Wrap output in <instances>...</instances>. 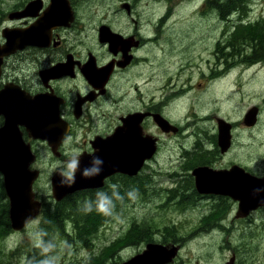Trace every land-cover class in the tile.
Here are the masks:
<instances>
[{
  "label": "flooded vegetation",
  "instance_id": "flooded-vegetation-1",
  "mask_svg": "<svg viewBox=\"0 0 264 264\" xmlns=\"http://www.w3.org/2000/svg\"><path fill=\"white\" fill-rule=\"evenodd\" d=\"M31 1L0 0V129L21 135L29 146V159L33 157L28 168L38 171L31 187L36 215L19 231L9 225L7 235L27 230L26 237L33 242L39 239L53 246L63 240L78 246V226L105 220L102 212L109 217L111 193L127 199L113 201L118 214L123 204H152V197L162 199L165 194L156 209L200 210L191 235L217 229L229 234L223 240L243 262L241 246L247 234L241 232L243 238L233 243L230 232L239 221L246 223H239L240 228L264 225V205L245 218L236 217L238 201L228 195L199 193L194 171L237 165L242 170L235 177L243 172L236 180L240 184L247 174L252 180L264 175V157L252 158L240 149L245 138L254 141L264 121V87L249 88L252 80L264 81V62L246 60L250 48L233 60L232 45L226 41L239 22L264 17V13L254 14L255 0L250 2L252 10L240 19L234 10L220 18L208 0H35L34 7L26 8ZM207 21L214 34L203 46L195 28H204ZM168 63L171 69L166 68ZM155 64L158 72L151 76L155 70L150 65ZM249 112L254 115L247 118ZM27 129H55L54 138L50 142L33 138ZM247 130L252 136L245 137ZM223 131L229 135L227 147L219 144ZM14 140L7 142L14 144ZM234 151L242 158H233ZM119 160L125 173H103L100 184L66 191L60 200L53 197V175L59 173L57 178L71 183L80 172L89 182L97 164L105 171L102 163ZM73 163L75 167H70ZM0 181L3 223L8 198L1 172ZM170 192L188 205L169 203ZM219 197L226 199L229 212L210 226L203 218ZM64 208V217L55 211ZM134 208L124 220L126 224L128 219L139 221L133 228L140 231L139 244L184 246L189 236L180 233L181 219L159 228L147 223L146 215L139 217L147 211L141 203ZM67 221L72 234L65 231ZM156 233L161 234L159 239Z\"/></svg>",
  "mask_w": 264,
  "mask_h": 264
},
{
  "label": "water",
  "instance_id": "water-1",
  "mask_svg": "<svg viewBox=\"0 0 264 264\" xmlns=\"http://www.w3.org/2000/svg\"><path fill=\"white\" fill-rule=\"evenodd\" d=\"M34 5L35 0L29 2L26 8H32L34 7ZM251 115H254V112H249L246 117L250 118ZM29 117H31V115H29ZM35 125H37V123H35ZM12 130L13 129H0V143H2L3 140L6 141L5 145H2L0 147V172L3 177L4 189L9 202V219L11 227L14 230H20L28 220L33 219L37 212L36 205H34L35 209H32L31 205L34 201V194L31 191V187L33 181L38 177V171L30 170L28 168L30 162L33 160V157L29 159V146L23 142L20 134L12 136ZM53 130L54 131L51 132L50 129H27V132L33 138H42L45 140H49L50 142L54 138L53 132H55V129ZM223 132L224 134H222V136L220 134L219 144H221L222 146L225 145L227 147L229 144V135L228 133L226 134V131ZM11 138H15L14 144L7 142ZM152 152L153 149L147 156H150ZM111 161H109L110 163H102V165L107 168L105 171H100L99 164H97L98 170L95 174H93L92 177H90L89 182H85V179L82 175H80V172H76L77 174H74L71 183H66V181L64 182L65 179L62 177L57 178L58 175H60L59 173L53 175V178L51 180L53 197L56 200H60L69 191H73L82 187H92L95 184H100V180L104 176H108L115 171H121L125 173V170L123 169V160H119L114 163H112ZM129 164L132 163L129 161ZM139 166L140 164L136 169H138ZM128 167L131 168L132 166ZM238 170H242V168L237 165H233L230 169L214 170L211 168L209 169L208 167H198V169L194 171L196 176V187L199 193L205 192L228 195L233 200L238 201V210L236 213V217L245 216L250 210L264 205V175L261 178H255L257 180H252L250 178L251 176L246 173L247 175L245 176V178H243V182L240 184L239 181L236 182V180L241 177L240 175H243V172L240 175L237 174V177H235V173ZM101 174H103L104 176H101ZM206 179L211 180L207 181ZM178 248V245L171 246L165 244L147 243L141 252L136 253L126 261L115 264H167L171 262L177 255ZM234 258L235 256L231 255L229 260H227L223 264H234Z\"/></svg>",
  "mask_w": 264,
  "mask_h": 264
},
{
  "label": "rangeland",
  "instance_id": "rangeland-1",
  "mask_svg": "<svg viewBox=\"0 0 264 264\" xmlns=\"http://www.w3.org/2000/svg\"><path fill=\"white\" fill-rule=\"evenodd\" d=\"M7 3H12V0H6ZM262 2V3H261ZM257 4L253 9L254 14L264 13V2L263 0H255L254 4ZM262 4V5H259ZM214 17H216V12L214 11ZM195 36L198 38L199 41L204 44H208L209 36H213L214 31H211L210 22H206V26L202 28L198 25L195 28ZM201 43H199L200 45ZM182 45V44H181ZM152 48H155L152 47ZM155 65H150L151 76L154 73H157ZM166 68L171 69V65L165 64ZM170 71V70H169ZM166 72V69H165ZM156 79V77H155ZM264 87V81L252 80L250 83L249 88L256 89ZM192 99L194 100V96L191 94ZM245 137L252 136V133L247 130L244 132ZM240 149L242 151L250 153V157L252 158H259L264 157V121H262L260 128L258 129V134L256 135L254 141L247 140L246 138L243 140ZM238 151L232 152L233 158H242ZM168 178H163V181H167ZM165 197L163 195L162 199H156L152 197L153 202L152 204H147L145 201H138V203H133V205L123 204L120 207L119 214L117 212L112 213L111 216L113 220L107 223L104 226L103 237L100 240H95L97 246L102 244L108 243L112 239H117L120 232L125 231V229L130 224V220L126 224L124 217H127L134 211V205L139 207V203H141L142 207H144L147 211H144L143 214L138 213L139 217H144L146 215V219H148L147 223H151L156 227L162 228L164 225H169L172 222H177L181 219V223L177 225L179 226V230L181 235L189 238L184 242V246L178 251L177 255L175 256L174 260L181 259L183 263L186 264H223L227 260H229L230 256L232 255L228 246H226V242L223 240L224 237L229 236L225 233H222L219 229L211 231L209 234H202L196 233L191 235L192 229L195 227L196 222L200 219L201 211L194 209L193 211L184 212L180 209H166L164 211L156 209ZM151 202V201H148ZM242 216L243 218L247 217ZM262 216V215H261ZM256 223H259L258 219L255 218L254 220ZM228 222V221H227ZM101 225V221L99 222ZM241 224L242 222L239 221ZM238 222H235L236 227L233 231L230 232L231 237H229V241L235 243L239 240V238H243L239 235L241 232L247 234V242L241 248L243 249V262L241 261L240 255H235L234 264H264V225L261 224L256 228H240ZM246 225V223H242ZM127 225V226H126ZM69 230L72 229V224L68 223ZM254 227V225H251ZM263 227V229H260ZM100 230H103L102 228ZM26 231H21L20 234L10 235L2 242V249L5 253V259L9 260L11 264H17V260H19L16 255L11 254L12 249H14L21 241L22 237H26ZM139 230L137 229H127L126 230V237L125 241L135 238L139 234ZM161 234H155V238H160ZM82 245V244H81ZM145 243L140 245H132L127 246L121 249L120 255L123 259H128L131 257L133 252L137 249L143 248ZM69 249L67 252L66 249ZM27 253V248L24 250ZM238 253V251H236ZM90 254L87 248H81L79 246H74L72 244H67L65 241L60 240L56 246L52 250V260L51 264H76L79 261H82ZM130 255V256H129ZM21 260L25 259V255H23Z\"/></svg>",
  "mask_w": 264,
  "mask_h": 264
},
{
  "label": "trees",
  "instance_id": "trees-1",
  "mask_svg": "<svg viewBox=\"0 0 264 264\" xmlns=\"http://www.w3.org/2000/svg\"><path fill=\"white\" fill-rule=\"evenodd\" d=\"M251 1L253 0H208L209 7H214L216 9V12L220 18H225V16L231 12H236L238 14L237 18L240 19L242 17H245L248 15V13L252 10ZM226 41L232 45L231 46V57L234 60L235 58H238V56L250 48L248 52H246L244 58L246 60H249L251 62L255 61H262L264 62V17H258L253 21H249L246 23H240L236 24L234 27L230 29V32L226 38ZM1 182V181H0ZM1 192V189H0ZM3 193V190H2ZM172 193V192H170ZM173 195L168 198V202H174L176 205H188V203H184L186 200L184 198L175 199V193H172ZM122 194L119 192L111 193L109 195L108 200V207L111 209V213H109V217H105L104 213L102 212L101 217L105 218V220H101L98 218L97 222H95L92 226H90L89 223L87 224H81L78 226V233L76 234V238L81 242L82 248H87L90 252V254L82 261L78 262V264H114L116 262L123 261L124 259L120 255L121 249L127 246L137 245L140 243L139 238L135 237L133 239L125 241L126 237V230L127 229H133L135 226L139 224L138 220H133L128 227L123 231L120 235H118L117 239H112L108 243L102 244L100 242V245L97 246L95 243V240H100L101 237H103V232L99 231V224L98 221L101 220V222L109 223L113 220L111 214L114 213V204L113 201L117 200H127L123 197H121ZM129 195H127L128 197ZM130 197V196H129ZM131 198V197H130ZM129 198V199H130ZM128 199V200H129ZM217 202L211 207L210 212L207 216H205L203 219L209 222V225L212 226L215 222V220L220 216V218L225 217L228 210L226 211L227 207L229 206L226 202V199L224 197L216 198ZM1 201V196H0ZM84 206L85 203H82ZM109 209V211H110ZM56 213H61L64 217L65 208L55 210ZM78 211H81L78 209ZM84 212V211H82ZM88 213V212H87ZM76 214V213H75ZM5 219L3 220V223H0V242L2 239L5 238V235L8 232V226L10 225L9 219H8V204H5ZM48 218V217H47ZM45 218V219H47ZM219 218V219H220ZM49 219V218H48ZM210 226L201 227L200 229H210ZM50 226H44V228H49ZM171 230L173 232H177L176 229H166ZM231 231V229H230ZM229 232V231H227ZM149 239H152V236H148ZM71 239V237H68V241ZM178 240V239H175ZM23 245H27V252H28V258L26 264H50L51 263V247L46 248L44 247L41 250V244L37 246H33L30 241L23 239L22 240ZM56 246V245H55ZM54 246V247H55ZM53 247V248H54ZM66 251L68 252L69 249L67 248ZM30 254V255H29ZM33 256V257H31ZM0 264H11L9 260H6L3 252L0 247ZM172 264H186L183 262H174Z\"/></svg>",
  "mask_w": 264,
  "mask_h": 264
},
{
  "label": "clouds",
  "instance_id": "clouds-1",
  "mask_svg": "<svg viewBox=\"0 0 264 264\" xmlns=\"http://www.w3.org/2000/svg\"><path fill=\"white\" fill-rule=\"evenodd\" d=\"M70 167H75V163H73L72 165H70ZM85 175H87V173H85Z\"/></svg>",
  "mask_w": 264,
  "mask_h": 264
}]
</instances>
